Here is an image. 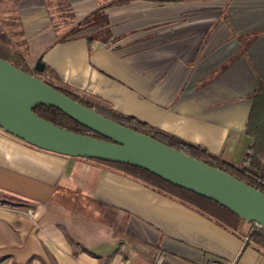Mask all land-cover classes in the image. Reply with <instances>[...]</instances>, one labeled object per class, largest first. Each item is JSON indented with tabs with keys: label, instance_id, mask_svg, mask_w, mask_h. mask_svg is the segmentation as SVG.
<instances>
[{
	"label": "crops",
	"instance_id": "0c3cea01",
	"mask_svg": "<svg viewBox=\"0 0 264 264\" xmlns=\"http://www.w3.org/2000/svg\"><path fill=\"white\" fill-rule=\"evenodd\" d=\"M0 0L34 76L239 164L264 86V0ZM110 36L66 33L99 6ZM17 30V31H16ZM14 41V42H13ZM10 42V43H11ZM18 42V43H17ZM195 208L95 160L0 129V264H264V250Z\"/></svg>",
	"mask_w": 264,
	"mask_h": 264
},
{
	"label": "water",
	"instance_id": "95a60500",
	"mask_svg": "<svg viewBox=\"0 0 264 264\" xmlns=\"http://www.w3.org/2000/svg\"><path fill=\"white\" fill-rule=\"evenodd\" d=\"M34 70L44 71L40 60ZM41 106L60 111L105 140L79 135L45 121L33 112ZM0 129L44 151L143 169L221 205L264 231V194L261 192L150 136L97 114L3 59H0Z\"/></svg>",
	"mask_w": 264,
	"mask_h": 264
},
{
	"label": "trees",
	"instance_id": "16d2710c",
	"mask_svg": "<svg viewBox=\"0 0 264 264\" xmlns=\"http://www.w3.org/2000/svg\"><path fill=\"white\" fill-rule=\"evenodd\" d=\"M126 1L128 0H120L118 3ZM112 4H115V2H109L108 4L99 6L95 11L87 15L80 22L75 23L71 29H69L60 37L59 42L70 41L76 39L78 36H84L88 43H92L93 41H97L99 39L102 41L105 40L110 36V34L108 30L109 23L106 16L104 15V9ZM59 8L64 11L68 10L65 5ZM9 45L10 42L7 34L1 32L0 59L5 60L20 71L32 74V72L25 65L21 55L18 53H13L9 49ZM34 74L41 75L42 73H38L34 70ZM43 82L71 98L72 100L93 110L97 114L135 132L150 136L154 140L159 141L170 148L204 162L209 166L215 167L234 177L238 181L245 183L264 194V86L260 81L257 82L254 93L251 96L252 107L245 129L246 135L252 139V142L239 164H233L219 157L212 156L198 147L163 134L158 130H155L154 128H151L148 125L133 118L116 114L109 109H106L104 106L84 99L83 97L74 94L69 90L55 86L47 81ZM33 112L38 117L64 130L83 136L105 140L101 136L79 125L77 122L68 118L66 115L52 107H37L33 110ZM98 162L121 170L133 179L139 180L158 191L166 193L167 195L174 197L187 205H190L202 214L208 216L218 224H221L230 230H234L243 234L245 233L244 224L248 222H245L237 215L211 200L205 199L193 192L172 185L143 169L116 163H108L103 161ZM246 236L247 241L245 244L250 242L264 250V231L262 229L249 227L247 229Z\"/></svg>",
	"mask_w": 264,
	"mask_h": 264
},
{
	"label": "rangeland",
	"instance_id": "374dc122",
	"mask_svg": "<svg viewBox=\"0 0 264 264\" xmlns=\"http://www.w3.org/2000/svg\"><path fill=\"white\" fill-rule=\"evenodd\" d=\"M2 1V0H1ZM11 7H8V6H0V33L1 32H4L5 34H7L8 36H10L11 37V32H10V30H8L5 26H3V24H2V19L1 18H5L6 16H8V15H10V11H11ZM51 11H52V13L54 14V16H53V18H54V23L56 24V25H58L59 27H60V30L62 31V32H64L66 29H67V31L69 30V29H71L72 27H73V25L75 24H71L70 26H68L69 25V21H68V19H67V15H66V13H65V11L64 10H62L61 12L62 13H60V11L58 10V12H57V9L56 10H54L53 8H51L50 9ZM66 12H68L67 10H66ZM69 15V14H68ZM17 31V30H16ZM66 31V32H67ZM11 42V41H10ZM14 42V41H13ZM18 43V42H17ZM9 49L13 52V53H18L19 55H21V58L23 59V56H24V53H23V51L21 50V49H16L14 46H13V44H12V42L10 43V45H9ZM32 73H34V72H32Z\"/></svg>",
	"mask_w": 264,
	"mask_h": 264
},
{
	"label": "built area",
	"instance_id": "2783aa9c",
	"mask_svg": "<svg viewBox=\"0 0 264 264\" xmlns=\"http://www.w3.org/2000/svg\"><path fill=\"white\" fill-rule=\"evenodd\" d=\"M250 227L259 229V226L257 224H255V223H250ZM244 241L245 242L247 241V236H245ZM220 264H222V263H220Z\"/></svg>",
	"mask_w": 264,
	"mask_h": 264
}]
</instances>
